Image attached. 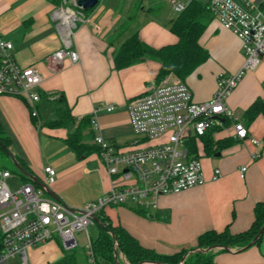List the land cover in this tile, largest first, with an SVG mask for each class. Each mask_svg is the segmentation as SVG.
<instances>
[{
	"label": "crops",
	"instance_id": "obj_1",
	"mask_svg": "<svg viewBox=\"0 0 264 264\" xmlns=\"http://www.w3.org/2000/svg\"><path fill=\"white\" fill-rule=\"evenodd\" d=\"M76 1L67 0V4L76 7ZM171 1L99 0L94 7L84 10L87 20L79 23L75 31L73 47L79 61L71 64L65 60L53 66L46 57L61 46L51 17L56 5L50 0H0V35L12 43L17 63L34 66L42 76L38 88L40 101L36 105L39 119L30 115L29 105L22 97L0 95V125L9 138L8 150L42 181L43 167L51 166L55 176L47 187L70 210L80 209L105 193L112 177L98 151L79 157L65 139L82 118L90 120L94 107L113 103L114 110L100 107L97 112L100 133L115 149H127L134 140H142L131 128L126 103L158 80L160 62L145 59L116 68L113 56L133 33L155 48L175 43L177 36L170 27L178 12ZM176 1L186 6L190 0ZM254 1L259 3L264 16V0ZM199 43L208 50L209 57L184 80L197 102L211 97L220 72H235L244 58L239 38L213 18ZM61 94L75 121L68 129L44 123L53 118L50 97ZM257 98L264 99V53L259 65L244 74L227 99L248 135L259 143L253 145L235 138L232 122L223 118L226 121L221 127L194 142L206 179L203 185L161 196L158 207L149 211L127 205L108 207L102 212L106 220L161 254L196 246L197 237L207 230L236 234L248 229L255 219V206L264 200V111L252 118L245 113ZM90 126L89 121L83 130V142L87 144H93L94 131ZM242 165H247L244 178L238 174ZM215 168L221 175L211 180ZM263 249L264 230L259 242L246 249L215 247L211 252L215 264H264ZM28 251L33 264L55 263L64 255L62 244L54 240ZM86 256L76 250L75 264H88Z\"/></svg>",
	"mask_w": 264,
	"mask_h": 264
},
{
	"label": "built area",
	"instance_id": "obj_2",
	"mask_svg": "<svg viewBox=\"0 0 264 264\" xmlns=\"http://www.w3.org/2000/svg\"><path fill=\"white\" fill-rule=\"evenodd\" d=\"M171 2L176 12L184 10V4L176 0ZM208 7L220 27L234 33L241 42L244 58L239 69L232 73L220 72L211 97L201 102L193 100L185 81L174 75H166L147 85L142 93L126 103L131 128L142 137L141 141L134 140L127 149L113 148L99 130L98 110L101 107L112 111L115 104L94 107L89 120L94 131L93 144L99 150V158L112 177V183L105 193L80 209L70 210L61 201L44 195V189L32 181L12 189L8 183L12 173L0 167V264H7L15 257L21 264H27L28 250L53 240L55 232L63 249L72 250L78 244L75 233L84 231L87 262L97 264L87 234L88 226L95 222L94 216L116 205L153 210L158 207L161 196L206 182L201 158L191 151L190 139L200 140L226 118L232 122L235 138L253 145L259 143L257 138L248 135L245 124L229 107L227 99L244 74L260 63V55L264 53L263 12L254 0H209ZM51 17L61 46L46 60L53 66H59L65 60L71 64L78 62L79 54L73 47V39L79 23L87 20L84 10L63 0L62 6L52 10ZM12 48V43L0 35V95L22 97L29 105L30 115L39 119L36 105L40 101L38 88L42 76L34 66L17 63ZM246 170L247 165L239 167L241 178L245 177ZM42 171L43 182L48 186L54 179L55 170L46 165ZM220 175V170L215 168L211 180ZM113 248L114 257L116 255L122 264H128L121 251H117L116 241Z\"/></svg>",
	"mask_w": 264,
	"mask_h": 264
},
{
	"label": "trees",
	"instance_id": "obj_3",
	"mask_svg": "<svg viewBox=\"0 0 264 264\" xmlns=\"http://www.w3.org/2000/svg\"><path fill=\"white\" fill-rule=\"evenodd\" d=\"M50 1L58 6L61 0ZM208 1L190 0L184 10L178 13L170 27V30L177 36L175 43L155 48L141 41L137 33L128 36L113 56L115 67L122 68L145 59H155L160 62L157 79H161L166 75H174L184 81L198 65L209 57L208 50L199 43L200 36L212 19ZM43 98L48 99L47 95H43ZM50 101L53 102V118L46 120L44 122L45 125L70 128L75 121L64 95L61 94L59 97L50 99ZM262 111H264V99L257 98L249 105L245 113L249 118H252ZM224 120L226 121V119ZM225 121L222 119L221 125L215 126L208 131L221 127ZM88 123L89 119L86 117L82 118L65 139L79 157H86L94 151H99L93 144L83 142L85 137L83 130L88 126ZM207 132L201 139L207 137ZM194 142V139L189 140V145L193 152H195ZM9 143V138L4 135L0 125V154L9 155ZM205 148H208V140H205ZM14 157L23 168L30 172L22 160L16 156ZM0 167L7 169L6 167ZM21 177L25 180H30L22 174ZM102 212L97 215L98 234L95 238L90 239L93 256L97 264H117L118 261L116 262L114 258L113 235L117 242V251H121L128 264H153L152 262H159L160 264H179L180 262L181 264H215L211 252L213 248L227 249L233 246L242 248L254 239L259 229L264 225L263 200L255 206V219L248 229L236 234H231L227 230L222 232L207 230L197 237L196 246L189 249L184 248L172 254H161L141 245L123 227L113 226L106 220ZM261 235L258 236L255 243L259 242ZM75 262L76 248L68 251L64 250L63 257L51 264H75Z\"/></svg>",
	"mask_w": 264,
	"mask_h": 264
},
{
	"label": "rangeland",
	"instance_id": "obj_4",
	"mask_svg": "<svg viewBox=\"0 0 264 264\" xmlns=\"http://www.w3.org/2000/svg\"><path fill=\"white\" fill-rule=\"evenodd\" d=\"M65 1L67 4V0H65ZM62 5H63V0H61V3L58 5V7L62 6ZM85 16H86V14H85ZM86 19H87V16H86ZM0 166L6 167L8 170H10L12 172V175L14 177L8 181V183L12 189L18 188L24 182V179L21 177V173L17 170L12 159L9 157L8 154H4V153L0 154ZM43 194L47 195V193L45 191H43ZM87 234H88L89 238L90 237L95 238L98 234V226L95 223L89 225L88 229H87ZM75 235H76V238L78 240L76 250L78 251V253L84 255V257H85L87 250H88V248L86 247L87 235H86L85 231L84 232H76ZM52 237H53L54 241L62 244L60 237L58 236V234L56 232L53 233ZM27 255H28V259H29V264H33L32 257L30 255L29 251L27 252ZM7 264H21V262H20V259L18 261V258L15 257L14 259L9 260ZM100 264H102V263H100ZM117 264H122L120 258L118 259Z\"/></svg>",
	"mask_w": 264,
	"mask_h": 264
},
{
	"label": "water",
	"instance_id": "obj_5",
	"mask_svg": "<svg viewBox=\"0 0 264 264\" xmlns=\"http://www.w3.org/2000/svg\"><path fill=\"white\" fill-rule=\"evenodd\" d=\"M99 2V0H77L76 1V5L81 7L83 10H89L92 7H94L97 3ZM9 156L12 159L15 167L17 168V170L23 174L24 176H26L28 179H30L34 185L44 189V191H46L51 197H53L54 199L58 200V197L48 189V187L45 185V183L43 181H41L38 177L34 176L32 173H30L29 171H27L25 168H23L15 159V157L12 155V153L8 150ZM94 221L97 222L98 221V217L94 216ZM264 230V225L259 229L258 234L254 237V239H252V241L247 244L246 246L243 247V249L248 248L249 246H251L252 244L255 243L256 239L258 238V236L260 234H262ZM113 235V233H111ZM113 240L115 241V237L113 235ZM115 261L117 262V256L115 255ZM153 264H160L159 262H152ZM181 264V262L179 263Z\"/></svg>",
	"mask_w": 264,
	"mask_h": 264
},
{
	"label": "bare ground",
	"instance_id": "obj_6",
	"mask_svg": "<svg viewBox=\"0 0 264 264\" xmlns=\"http://www.w3.org/2000/svg\"><path fill=\"white\" fill-rule=\"evenodd\" d=\"M118 261V260H117Z\"/></svg>",
	"mask_w": 264,
	"mask_h": 264
}]
</instances>
